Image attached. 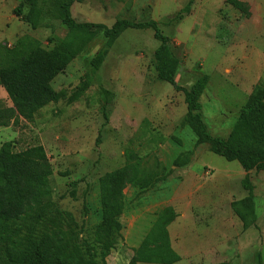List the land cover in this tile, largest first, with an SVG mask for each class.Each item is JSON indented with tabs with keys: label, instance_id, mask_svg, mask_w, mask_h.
Segmentation results:
<instances>
[{
	"label": "rangeland",
	"instance_id": "obj_1",
	"mask_svg": "<svg viewBox=\"0 0 264 264\" xmlns=\"http://www.w3.org/2000/svg\"><path fill=\"white\" fill-rule=\"evenodd\" d=\"M22 1L0 0V28L9 17L14 19L13 10ZM48 1L43 27L34 31L15 17L18 22L0 29V45L12 49L18 39L28 36L50 50L51 38H64L67 30L55 14L54 0ZM189 1L83 0L74 4L72 14L79 23L108 27L122 19L157 21L181 61L178 85L187 89L200 75L210 77L201 100L204 124L213 138L226 139L250 93L256 86L264 87V0H237L249 5L250 18L230 6L229 0H196L190 15L179 25L168 26ZM104 44L100 37L52 83L66 100L45 108L33 123L21 120L0 129V148L11 142L18 153L36 146L45 149L54 171V202L73 214L76 232L86 243L79 258L127 264V254L139 248L160 213L172 208L180 217L169 227L172 249L179 241L196 259L200 252L211 250L215 255L207 264H264V173L249 175L256 218L249 217L245 229L232 204L248 197L242 185L246 173L239 163L211 153L209 145H198L197 135L184 125V94L161 82L156 73L159 42L154 32H125L101 69L94 71L92 59ZM83 85L85 92L70 104ZM5 105L12 106L0 88V107ZM133 142L131 147L141 150L140 175L115 209L114 218L124 228L122 238L103 261L96 242L103 228L99 180L124 166ZM186 152L191 153L188 166L174 167L177 157ZM74 189L76 199L70 195ZM221 248L228 250L221 253Z\"/></svg>",
	"mask_w": 264,
	"mask_h": 264
},
{
	"label": "trees",
	"instance_id": "obj_2",
	"mask_svg": "<svg viewBox=\"0 0 264 264\" xmlns=\"http://www.w3.org/2000/svg\"><path fill=\"white\" fill-rule=\"evenodd\" d=\"M82 1L54 0L55 14H59L67 35L51 38L49 43L53 47L50 50L28 36L18 39L12 49L0 45V88L12 104L0 107V129L17 125L21 120L33 123L45 108L66 100L65 93L55 91L52 83L100 37L105 44L92 59L94 71L101 69L109 50L125 32L152 30L159 42L154 54L158 79L184 94L187 107L184 125L197 135L198 145H209L211 153L228 162L239 163L246 173L242 185L248 197L234 202L232 208L247 229L249 217L256 218L255 188L249 175L253 171L264 173V87L253 89L228 137L213 138L205 127L201 103L210 86V77L200 75L187 89L178 85L176 76L181 61L174 53L172 39L163 34L160 24L155 20L133 22L126 19L118 20L111 27L79 23L73 17L72 7ZM195 2L190 0L168 20V26L179 25L191 14ZM48 3V0H23L13 10V15L36 31L43 27L44 8ZM228 4L247 18L251 17L248 4L237 0H229ZM86 89L87 85L79 87L68 102L78 101ZM137 141L140 147V139ZM97 143L100 144V138ZM133 144L130 143L126 150L124 166L99 180V220L103 228L98 232L96 242L101 248L103 261L122 238L124 228L114 218L115 209L125 199V190L140 175L141 150L132 148L135 147ZM190 155L189 152L180 155L173 166L178 169L188 166ZM53 176V167L42 146L20 153L11 142L0 148V264H97L79 258L80 248L86 243L76 232L77 222L73 214L54 202ZM70 195L76 199V189ZM177 217L172 208L160 213L128 264L180 262L181 258L172 249L169 239V227Z\"/></svg>",
	"mask_w": 264,
	"mask_h": 264
},
{
	"label": "crops",
	"instance_id": "obj_3",
	"mask_svg": "<svg viewBox=\"0 0 264 264\" xmlns=\"http://www.w3.org/2000/svg\"><path fill=\"white\" fill-rule=\"evenodd\" d=\"M8 20V23L10 24V22L11 21H13V23L14 22H18L16 19H15V17H14V19L12 20L10 17H9V19H7ZM6 24V22H5V26H2L0 29H3V28H8L7 26L9 25V24ZM252 93V92H251ZM251 93H250V95H251ZM249 95V96H250ZM180 218V217H179ZM178 218V219H179ZM199 218V217H198ZM198 218H197V220H198ZM177 219V220H178ZM199 221H201V220H199ZM177 223V222H176ZM175 222L173 223V225L174 224H176ZM194 223V222H193ZM170 228H171V226H170ZM170 230V229H169ZM142 239H143V237H142ZM140 240V242H139V245H137L138 247L141 245V243L143 242V240ZM178 239V238H177ZM142 241V242H141ZM172 243H173V241H172ZM173 250L180 256V258H181V261L180 262H178L177 264H207L208 262L209 263H211L212 261H213V256H212V254H214V252L213 251H211V250H209V251H206V252H200L201 254H200V257L198 258V259H196V258H192L191 257V255H192V251L190 250V252H188V248L187 247H184L183 245H182V243H180L179 241H178V244L177 245H175L174 246V248H173ZM226 250H228V249H220V252L221 253H223L224 251H226ZM215 252L216 253H218V251H216L215 250ZM133 253H134V251H132L131 253H130V255H128L127 254V258H128V262H129V260L133 257ZM225 253V252H224ZM215 255V254H214ZM128 262H127V264H128ZM222 264V263H221Z\"/></svg>",
	"mask_w": 264,
	"mask_h": 264
}]
</instances>
